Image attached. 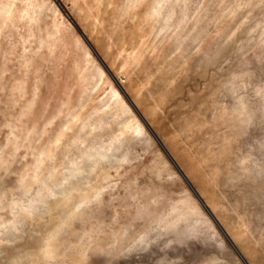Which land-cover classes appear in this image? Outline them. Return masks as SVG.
<instances>
[{"label":"rangeland","instance_id":"obj_1","mask_svg":"<svg viewBox=\"0 0 264 264\" xmlns=\"http://www.w3.org/2000/svg\"><path fill=\"white\" fill-rule=\"evenodd\" d=\"M230 242L264 264V0H0V264Z\"/></svg>","mask_w":264,"mask_h":264},{"label":"water","instance_id":"obj_2","mask_svg":"<svg viewBox=\"0 0 264 264\" xmlns=\"http://www.w3.org/2000/svg\"><path fill=\"white\" fill-rule=\"evenodd\" d=\"M193 191V190H192ZM194 192V191H193ZM195 193V192H194ZM199 199V198H198ZM199 201L202 203V205H203V202L199 199ZM211 217V216H210ZM225 235V234H224ZM226 239H228L227 237H226ZM228 241H230L229 239H228ZM230 244L232 245V247L235 249V247H234V245L232 244V242H230ZM235 251L237 252V254L239 255V257H240V259L242 260V262L244 263V264H247L246 262H245V260L242 258V256L239 254V252L235 249Z\"/></svg>","mask_w":264,"mask_h":264},{"label":"bare ground","instance_id":"obj_3","mask_svg":"<svg viewBox=\"0 0 264 264\" xmlns=\"http://www.w3.org/2000/svg\"><path fill=\"white\" fill-rule=\"evenodd\" d=\"M88 53V52H87ZM75 60V59H74ZM76 61V60H75ZM78 62V61H77ZM79 65V63H77L76 64V66H78ZM100 74H101V72H100ZM101 76H103L102 74H101ZM104 77V76H103ZM116 93H114V95H115ZM111 95H113V94H111ZM114 97V96H113Z\"/></svg>","mask_w":264,"mask_h":264}]
</instances>
